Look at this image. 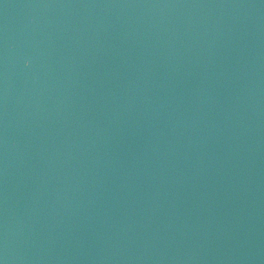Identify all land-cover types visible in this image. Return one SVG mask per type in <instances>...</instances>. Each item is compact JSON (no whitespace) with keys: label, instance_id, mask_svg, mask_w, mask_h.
<instances>
[{"label":"water","instance_id":"water-1","mask_svg":"<svg viewBox=\"0 0 264 264\" xmlns=\"http://www.w3.org/2000/svg\"><path fill=\"white\" fill-rule=\"evenodd\" d=\"M0 264H264V0H0Z\"/></svg>","mask_w":264,"mask_h":264},{"label":"clouds","instance_id":"clouds-1","mask_svg":"<svg viewBox=\"0 0 264 264\" xmlns=\"http://www.w3.org/2000/svg\"><path fill=\"white\" fill-rule=\"evenodd\" d=\"M27 61H28V60L26 59V60H25V63H27Z\"/></svg>","mask_w":264,"mask_h":264}]
</instances>
